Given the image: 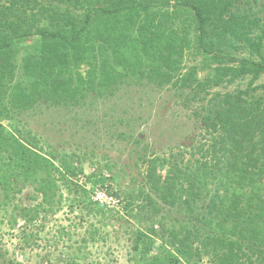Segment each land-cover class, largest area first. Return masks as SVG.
Listing matches in <instances>:
<instances>
[{"label":"trees","instance_id":"1","mask_svg":"<svg viewBox=\"0 0 264 264\" xmlns=\"http://www.w3.org/2000/svg\"><path fill=\"white\" fill-rule=\"evenodd\" d=\"M188 54L203 57L204 78L186 68ZM262 77L258 0H0V211L10 208L12 228L27 227L56 215L63 189L72 210L89 212L103 190L149 224L133 235L131 264H264ZM246 78L245 89L215 90ZM127 82L170 86L200 130L176 154L141 157L138 194L115 191L109 167L110 177L85 176L78 154L20 126L38 105L83 107ZM24 237L29 245L33 234ZM0 261L16 264L6 254Z\"/></svg>","mask_w":264,"mask_h":264},{"label":"rangeland","instance_id":"2","mask_svg":"<svg viewBox=\"0 0 264 264\" xmlns=\"http://www.w3.org/2000/svg\"><path fill=\"white\" fill-rule=\"evenodd\" d=\"M263 2L258 0V5ZM235 54L249 56L245 51ZM185 60L186 68H198L200 79L210 71L202 69L206 62L199 55L188 54ZM248 79L215 90L245 89ZM260 82H264V77ZM181 101V96L170 86L160 89L147 82H127L114 96L94 98L83 107L38 105L20 117V126L43 144L67 154H78L84 159L85 176L101 172L110 177L109 167L117 179L109 182L115 191L134 189L138 194L136 179L146 174L141 160L144 154L148 159H161L199 138L198 121ZM137 137L141 139L139 144L135 143ZM158 172L164 175L163 170ZM62 191L63 205L56 215L27 227L20 221L12 228L10 208L7 212L0 211V254H6V260L16 264L21 256L31 264H131V259L138 256L133 249V235L137 229L149 228V224L140 225L132 220L123 202L121 207L113 209L99 205L104 213L99 212V207H92L89 212L78 205H73L72 210L74 197L65 189ZM23 204L32 203L25 200ZM166 211L163 223L169 227ZM158 229L155 225L154 230ZM24 234H33L29 245ZM153 239L155 252L160 239Z\"/></svg>","mask_w":264,"mask_h":264},{"label":"built area","instance_id":"3","mask_svg":"<svg viewBox=\"0 0 264 264\" xmlns=\"http://www.w3.org/2000/svg\"><path fill=\"white\" fill-rule=\"evenodd\" d=\"M93 200L98 203V205L102 206L105 209H113L117 207H121V199L118 197H112L106 193V191L103 190H96L94 192ZM19 264H31L29 262V259L25 256H21V259H17ZM44 264H51L49 262H46Z\"/></svg>","mask_w":264,"mask_h":264},{"label":"clouds","instance_id":"4","mask_svg":"<svg viewBox=\"0 0 264 264\" xmlns=\"http://www.w3.org/2000/svg\"><path fill=\"white\" fill-rule=\"evenodd\" d=\"M99 206V205H98Z\"/></svg>","mask_w":264,"mask_h":264}]
</instances>
